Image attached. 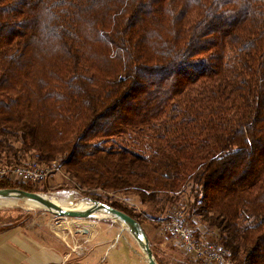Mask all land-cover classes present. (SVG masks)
Masks as SVG:
<instances>
[{"label": "trees", "instance_id": "16d2710c", "mask_svg": "<svg viewBox=\"0 0 264 264\" xmlns=\"http://www.w3.org/2000/svg\"><path fill=\"white\" fill-rule=\"evenodd\" d=\"M234 95L249 118L215 136L198 107ZM35 152L88 191L174 205L190 184L193 215L165 217L264 264V0H0V161Z\"/></svg>", "mask_w": 264, "mask_h": 264}, {"label": "rangeland", "instance_id": "374dc122", "mask_svg": "<svg viewBox=\"0 0 264 264\" xmlns=\"http://www.w3.org/2000/svg\"><path fill=\"white\" fill-rule=\"evenodd\" d=\"M230 79L231 77L227 75L223 78L226 85L232 83L233 80L230 81ZM234 98L235 101L233 104L227 100L226 96H221L203 107H198L204 122L209 125L211 132L215 136L228 131H233L235 128L240 127L242 123L246 122L249 118L246 105L242 103L239 97L234 95ZM14 146L20 148L21 141L14 142ZM36 154L37 152L28 157H22L21 160V163L24 161H26V163L35 161L39 163L42 168L49 171V176L45 180L36 184H29L32 185L35 192H39L48 198H57L60 201L62 200L61 202L63 204L71 205L84 200H89L92 204H95L96 200L92 196L100 197L101 201L98 202L106 203V201L110 200L120 201L136 210L139 214V217L142 220V226L147 233L150 246H154L160 264H199L196 260L179 252L178 242L169 231H166L163 228L162 222L152 220L153 217L157 218V216L165 217L169 215V213L172 212L174 205L182 207L187 215H193L192 212L195 210V208L192 207L194 205V197L191 192L190 184L187 185L183 193L180 194L179 199L174 205L162 203V201H142V199L133 192H107L103 190L88 191L79 187L76 180L60 168L58 160L50 162L49 164L43 162L40 163L38 162L39 158ZM12 181L17 185L26 184L14 178ZM0 201L4 202V204L0 205V229H4L10 225L21 224L27 225L31 229L36 228L37 230H40L39 228H41L42 230H47L50 228L51 230H57L62 233V229L63 232L69 230L74 232L76 229H84L86 227L91 228L104 220L114 219L117 220V222H121L105 210L104 212L107 213V216L98 211L92 216L81 218L61 216L42 206H30L26 200L10 198L0 199ZM162 205H165V208L159 211L158 208ZM196 220H198L196 224L198 223L199 226L205 224L201 222L200 216H198ZM124 227L126 228V226ZM202 232V235L205 238H218L217 231L213 229H208V231L204 230ZM204 232L206 233L204 234ZM80 242L85 243L83 238L80 239ZM157 242L158 245L154 244Z\"/></svg>", "mask_w": 264, "mask_h": 264}, {"label": "crops", "instance_id": "0c3cea01", "mask_svg": "<svg viewBox=\"0 0 264 264\" xmlns=\"http://www.w3.org/2000/svg\"><path fill=\"white\" fill-rule=\"evenodd\" d=\"M124 226L111 219L74 232L62 229L61 233L10 225L0 231V264H149L140 244ZM152 250L157 260L153 245ZM179 252L190 258L180 246Z\"/></svg>", "mask_w": 264, "mask_h": 264}, {"label": "built area", "instance_id": "2783aa9c", "mask_svg": "<svg viewBox=\"0 0 264 264\" xmlns=\"http://www.w3.org/2000/svg\"><path fill=\"white\" fill-rule=\"evenodd\" d=\"M49 171L33 161L26 165L8 166L0 161V178L18 179L24 183L36 184L45 180ZM163 228L169 231L179 246L194 260L205 264H234L230 252L221 244L208 239L196 240L193 229L185 223V215L177 210L169 218L159 220Z\"/></svg>", "mask_w": 264, "mask_h": 264}, {"label": "water", "instance_id": "95a60500", "mask_svg": "<svg viewBox=\"0 0 264 264\" xmlns=\"http://www.w3.org/2000/svg\"><path fill=\"white\" fill-rule=\"evenodd\" d=\"M0 198L1 199H17V200H31L34 202L39 203L42 207H45L52 212H55L61 216H70V217H81L86 218L89 216L94 215L98 211L105 210L114 218L120 220L127 228L131 231L133 236L136 238L138 243L140 244L141 248L146 254L149 264H158L152 247L150 246L148 236L142 226V224L136 219L131 217L129 214L114 208L113 206L96 201L95 204L89 210H72V209H65L46 197L45 195L34 192V191H27L21 188H0Z\"/></svg>", "mask_w": 264, "mask_h": 264}, {"label": "bare ground", "instance_id": "6f19581e", "mask_svg": "<svg viewBox=\"0 0 264 264\" xmlns=\"http://www.w3.org/2000/svg\"><path fill=\"white\" fill-rule=\"evenodd\" d=\"M50 198V197H49ZM1 199V198H0ZM52 201H54L55 203H57L58 205H60L61 207H65V209H72V210H89L93 205H92V202H90L89 200H84V201H79L73 205L71 204H63L60 200H58L57 198H50ZM27 203L30 205V206H41L39 203L37 202H34V201H31V200H26ZM74 201V200H73ZM4 204V202H1L0 201V205ZM69 206V207H68ZM67 207V208H66ZM101 213H103L104 215L107 216V213L104 212V210L102 211H99Z\"/></svg>", "mask_w": 264, "mask_h": 264}]
</instances>
